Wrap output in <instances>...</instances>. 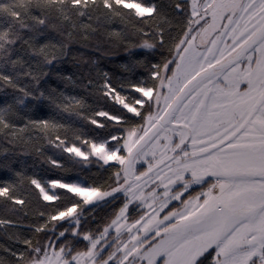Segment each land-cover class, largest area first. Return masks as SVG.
<instances>
[{"label":"snow or ice","instance_id":"1","mask_svg":"<svg viewBox=\"0 0 264 264\" xmlns=\"http://www.w3.org/2000/svg\"><path fill=\"white\" fill-rule=\"evenodd\" d=\"M169 9L187 16V28L178 40L166 32V25L171 24ZM90 13H99L97 19L102 16L108 21L119 18L130 22L137 17L143 24L153 21L152 39L143 40L140 47L150 51L167 48L171 58L164 57L160 63L151 64L147 80L131 83L141 95L133 94L127 102L109 83L108 73H102L104 95H111L127 113L135 114L134 117H128L127 113L110 117L111 120L125 119L129 125L123 143L115 135L89 139L82 131L73 130L71 139L65 136L61 140L56 136L60 140L57 147L83 158L81 163L92 156L104 164L116 160L125 165L127 160L130 167L136 159L133 151L141 142L148 138L156 146L163 137L167 151L162 152L158 163L171 161L166 166L175 180L182 181L180 190L169 198L179 201V205L171 207L162 218L159 211L168 207L169 200L160 204L159 211L154 209L143 225L147 234L142 239L133 235L131 240L135 243L131 248L124 244L122 249L117 247L106 256L97 250L109 227L115 225L116 231H120L119 221L128 208L125 203L100 236L78 231L80 219L76 218L74 222L69 221L55 240L51 237L43 242L23 239L25 248L11 253L16 257V264H109L117 251H122L118 264L125 261L138 264V259L144 264H264V0H247L246 3L241 0H203L202 3L176 0L170 5L145 4L144 0H0V83L11 87L15 93L11 103L0 107L3 128L15 129L16 125L10 123L14 118L26 120L20 131L29 125L45 133L65 127L54 119L28 116L35 106L33 101L47 100L61 107L51 94L46 96L40 90V81L47 75L44 68L56 59L52 49L57 47L41 43L40 38L48 29L58 30L63 22L75 28L76 19L86 15L92 19ZM138 31L143 33L144 28ZM113 35L119 37L120 33ZM197 35L201 44L206 45L204 52L194 48ZM223 37L230 38L231 42ZM59 48L64 54L66 45ZM20 49H24V55L19 54ZM143 63L137 60L123 67L131 72ZM24 78L29 82L22 83ZM120 87L123 90V85ZM144 105L147 107L143 111L137 107ZM98 115L107 117L109 114L101 111ZM137 117L148 127L135 123ZM91 123L97 121L93 119ZM174 125H180L178 131ZM152 129L157 131L150 137ZM168 133L177 134L178 140ZM121 149L127 155H118ZM119 175L115 173L117 181ZM127 176L125 168V184ZM168 180L175 182L172 177ZM31 183L39 188L44 200L59 198L55 193L49 195L36 179ZM49 183L67 189L64 196L75 194L82 198L72 200L62 210L58 208L49 220L72 217L81 203H90L94 197L102 200L124 187L118 184L110 191H101L100 187L59 180ZM0 197H5L6 202L24 203L17 197L13 184L0 186ZM143 219L141 216L135 223ZM46 224L33 226L34 232L41 233ZM85 241L87 243L81 247Z\"/></svg>","mask_w":264,"mask_h":264},{"label":"trees","instance_id":"2","mask_svg":"<svg viewBox=\"0 0 264 264\" xmlns=\"http://www.w3.org/2000/svg\"><path fill=\"white\" fill-rule=\"evenodd\" d=\"M144 2L170 5L176 0ZM190 2L191 0H188V3ZM190 11L189 9V13ZM90 15L92 19L87 15L76 19L75 28L68 22H63L58 30L48 29L40 38L41 43L57 46L52 49L56 59L44 68L47 75L40 81V90L44 91L46 96L51 94L61 107L57 108L47 100L33 101L35 106L28 116L31 119H54L65 127L45 133L29 125L24 131H20L19 129L24 128L26 120L15 118L10 121L16 125L15 129H5L0 125V186L5 183L15 185L17 197L24 201L23 204H16L13 201L6 202L5 197H0V221H3L0 223V264H16V257L11 253L25 248L23 239H40L43 242L51 237L55 240L56 235L68 227L69 221L76 218L80 219L78 231H88L95 237L111 223L126 202L125 196L119 194L114 196L115 199L112 197L96 204L81 203L72 217L48 219L56 214L58 208L62 210L64 206H69L72 200L82 199L75 194L64 196L67 189L53 187L50 181L91 185L100 187L101 191H108L121 181L119 165L97 162L94 157H89L87 162L81 163L83 158L57 147L60 140H57L56 136L59 135L61 140L65 136L71 139L73 130L82 131L89 139L115 135L122 143V136L126 134L129 125L125 119L111 120L110 117L123 116L127 109L110 95H104L101 88L104 83L102 73L107 72L109 83L130 100L133 94L141 95L136 93L130 84L141 79L147 80L151 64L160 63L164 57L171 58L167 48L157 47L150 51L140 47L143 40L152 39L153 21L149 20L148 24H143L138 17L130 22H123L119 18L108 21L102 16L97 19L99 13ZM168 19L171 24L166 25V32L178 40L187 28V16L183 12L174 13L169 9ZM141 27L144 28L143 33L138 31ZM115 32H119L120 36L113 35ZM62 45H66L64 54H61L59 48ZM17 48L19 49V44ZM19 54L24 55V49H20ZM137 60H143L144 63L136 65L131 72L123 67L126 64L131 66ZM89 80L92 84H89ZM28 82V78L22 81ZM14 94L11 87L2 86L0 83V107L11 103ZM137 107L143 111L147 105ZM101 111L109 115L99 116ZM127 116L134 117L135 114L127 113ZM93 119L97 121L96 124L91 123ZM143 122L138 117L135 120L139 125ZM110 143L115 144L116 141L110 140ZM52 160L57 163H51ZM4 164L8 167H4ZM17 172L21 173L19 177L16 176ZM117 172L120 174L118 181L115 176ZM32 179L39 181L50 195L55 193L59 198L44 200L39 188L31 183ZM41 213L43 215H40ZM137 215L138 213H133L130 218L133 219ZM46 222L44 231L34 232L33 226ZM86 243L82 242L81 247Z\"/></svg>","mask_w":264,"mask_h":264},{"label":"rangeland","instance_id":"3","mask_svg":"<svg viewBox=\"0 0 264 264\" xmlns=\"http://www.w3.org/2000/svg\"><path fill=\"white\" fill-rule=\"evenodd\" d=\"M202 2L203 0H197V3H202ZM241 2L246 3L247 0H241ZM193 19H195V17H193ZM201 23H203V21H201ZM224 23H226V21H224ZM194 27L196 26L194 25ZM212 35L214 37L215 33H213ZM223 39L227 40L228 43L231 42L230 38L228 37H223ZM193 45L196 51H200V52L205 51L206 45L201 44L199 35H197V38L193 42ZM219 46L222 47L223 45L221 44ZM125 99L127 102L128 100L126 97ZM140 125L142 127H148V125L145 122H143ZM173 127H175L178 131L180 128V125H174ZM126 134L122 136V143H123V139L125 138ZM168 134L173 135L174 140H178L177 134H173V133H168ZM165 143L166 141H164L163 137H161L159 143L156 146H153L152 143L150 142L144 148H142L140 151L137 152L139 153V155H137V153L134 155L136 159H135V162L130 166V171H128L126 184L124 183V179H125L124 170L125 168H127L128 161L127 160L125 161V165H120L119 162L116 160L108 161V163H115L119 165L120 173H121V181L119 184H123L124 187L119 192L113 193L112 196L104 197L102 200H98L97 198L94 197L89 204L100 203V202H103L107 199H110L120 194V195L125 196L126 198L125 203H128V208L124 214V217H121L119 221V223L121 224L120 231L117 232L116 226L112 225L111 227H109L108 232L102 236L99 244L97 245V250L103 251L105 256L107 255V252L114 251L115 248L117 247L122 249L124 244H128V247L131 248L132 244L135 243V241L131 240V237L133 235H136L142 239L143 236L147 234L143 230V225L153 215L154 209L159 211L160 204L163 201L169 200V203H168L167 208H165L163 211H159V217L161 218L163 217L164 214H166V212L171 207H173L174 205L175 206L179 205V201L170 200L169 198L174 192L180 190L179 185L182 183V181L175 180L173 173L166 166L172 163L171 161L165 160L164 163H158V161L162 159V152L167 151V149L164 148ZM186 143H188V141H186ZM117 154L127 155L126 151L123 149H121ZM168 155H172V153L168 152ZM89 157H92V156H89ZM141 173H143V175H141ZM158 176L163 177V179H159ZM169 177H172L175 180V182L169 183V180H168ZM185 178H187V174H185ZM196 190H199V189L197 188ZM165 193H167V195H165ZM186 194L187 193H184V195ZM149 205H151V207H149ZM133 213H138V215L137 217L131 219L130 217H131V214ZM145 213H147V215H145ZM118 215L119 213L117 214V216ZM141 216H144V219L140 220L139 224H136L135 221L139 220ZM116 217L114 219H116ZM74 220L72 221L74 222ZM130 228H131V231H129ZM100 234L97 236H100ZM145 247H147V245H145ZM209 251H211V249H209ZM120 259H122V251H117L113 259L109 261V264H118V261ZM129 260H132L131 256L129 257ZM125 264H128V262L125 261ZM138 264H144V262L139 261L138 259Z\"/></svg>","mask_w":264,"mask_h":264},{"label":"water","instance_id":"4","mask_svg":"<svg viewBox=\"0 0 264 264\" xmlns=\"http://www.w3.org/2000/svg\"><path fill=\"white\" fill-rule=\"evenodd\" d=\"M157 131V129H153L150 133H149V136L151 137V136H153V134L155 133ZM151 141L148 139V138H146V140L145 141H143V142H141V145L140 146H138L134 151H133V156L138 152V151H140L142 148H144L147 144H149ZM127 170L128 171H130V167H129V165H128V163H127Z\"/></svg>","mask_w":264,"mask_h":264}]
</instances>
